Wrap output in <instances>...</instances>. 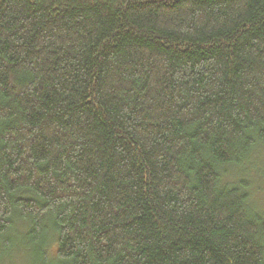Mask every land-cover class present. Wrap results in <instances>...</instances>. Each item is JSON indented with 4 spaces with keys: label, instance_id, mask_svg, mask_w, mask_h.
<instances>
[{
    "label": "trees",
    "instance_id": "1",
    "mask_svg": "<svg viewBox=\"0 0 264 264\" xmlns=\"http://www.w3.org/2000/svg\"><path fill=\"white\" fill-rule=\"evenodd\" d=\"M259 149L264 0H0V264H264Z\"/></svg>",
    "mask_w": 264,
    "mask_h": 264
},
{
    "label": "rangeland",
    "instance_id": "2",
    "mask_svg": "<svg viewBox=\"0 0 264 264\" xmlns=\"http://www.w3.org/2000/svg\"><path fill=\"white\" fill-rule=\"evenodd\" d=\"M252 166H254V168H252ZM236 172L237 173L234 172L233 175L235 174V176H238V174L240 175L241 173L238 170ZM241 177L252 185L253 188L251 191L254 192V202L261 204L264 209V149H261L259 152L252 156L250 165L247 164V166L242 172ZM224 182H228L227 177L225 178ZM258 198H261L262 200L260 201V199ZM24 255L25 253H21L19 255V253L16 254L14 251L10 260L8 259V263L1 262V264H28L29 262L27 263V259L25 258L26 255Z\"/></svg>",
    "mask_w": 264,
    "mask_h": 264
}]
</instances>
